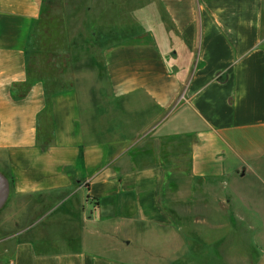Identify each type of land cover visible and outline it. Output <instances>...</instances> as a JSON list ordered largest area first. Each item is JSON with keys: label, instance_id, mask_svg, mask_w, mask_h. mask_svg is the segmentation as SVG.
Instances as JSON below:
<instances>
[{"label": "crops", "instance_id": "0c3cea01", "mask_svg": "<svg viewBox=\"0 0 264 264\" xmlns=\"http://www.w3.org/2000/svg\"><path fill=\"white\" fill-rule=\"evenodd\" d=\"M153 8L167 24L52 90L29 76L42 0H0V264H129V226L167 225L176 175L233 199L248 176L264 187V0Z\"/></svg>", "mask_w": 264, "mask_h": 264}, {"label": "rangeland", "instance_id": "374dc122", "mask_svg": "<svg viewBox=\"0 0 264 264\" xmlns=\"http://www.w3.org/2000/svg\"><path fill=\"white\" fill-rule=\"evenodd\" d=\"M155 5L158 0H42L30 36L29 76L45 78L52 90L68 88L73 61L99 57L109 42L167 24L166 14L153 13ZM241 184L233 199L225 194L235 184L205 190L176 175L167 225L129 226V264H264V187L252 176Z\"/></svg>", "mask_w": 264, "mask_h": 264}, {"label": "water", "instance_id": "95a60500", "mask_svg": "<svg viewBox=\"0 0 264 264\" xmlns=\"http://www.w3.org/2000/svg\"><path fill=\"white\" fill-rule=\"evenodd\" d=\"M10 189L9 179L0 172V208L4 205Z\"/></svg>", "mask_w": 264, "mask_h": 264}, {"label": "built area", "instance_id": "2783aa9c", "mask_svg": "<svg viewBox=\"0 0 264 264\" xmlns=\"http://www.w3.org/2000/svg\"><path fill=\"white\" fill-rule=\"evenodd\" d=\"M93 214H94L95 216H97V215H98V209H94V210H93Z\"/></svg>", "mask_w": 264, "mask_h": 264}, {"label": "trees", "instance_id": "16d2710c", "mask_svg": "<svg viewBox=\"0 0 264 264\" xmlns=\"http://www.w3.org/2000/svg\"><path fill=\"white\" fill-rule=\"evenodd\" d=\"M18 95L20 96V95H22V93H19Z\"/></svg>", "mask_w": 264, "mask_h": 264}]
</instances>
